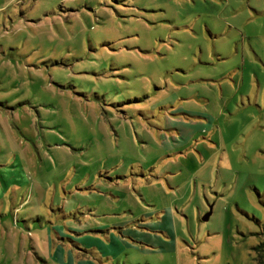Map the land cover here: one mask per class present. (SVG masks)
<instances>
[{"label":"rangeland","instance_id":"1","mask_svg":"<svg viewBox=\"0 0 264 264\" xmlns=\"http://www.w3.org/2000/svg\"><path fill=\"white\" fill-rule=\"evenodd\" d=\"M14 157L22 214L123 226L127 264H264V0H0Z\"/></svg>","mask_w":264,"mask_h":264},{"label":"crops","instance_id":"2","mask_svg":"<svg viewBox=\"0 0 264 264\" xmlns=\"http://www.w3.org/2000/svg\"><path fill=\"white\" fill-rule=\"evenodd\" d=\"M30 187L33 185L17 158L0 163V264H120L119 257H126L125 247L131 246L125 234L128 229L121 226L116 232L113 225L109 228L104 223H84L88 220V216L82 215L88 210L86 207L75 212L80 211L82 217L72 226L64 220L72 217L62 211L64 208H58L61 218L57 221H53L56 217H44L52 207L50 204L39 205L46 210L41 215L22 214L26 201H19L20 193L22 188ZM145 221L155 225L148 218ZM58 224L64 225V230Z\"/></svg>","mask_w":264,"mask_h":264},{"label":"trees","instance_id":"3","mask_svg":"<svg viewBox=\"0 0 264 264\" xmlns=\"http://www.w3.org/2000/svg\"><path fill=\"white\" fill-rule=\"evenodd\" d=\"M256 250L258 251L259 255H260V262L264 263V258L263 256H261V254H263V250H264V242L259 244L257 247H256Z\"/></svg>","mask_w":264,"mask_h":264},{"label":"water","instance_id":"4","mask_svg":"<svg viewBox=\"0 0 264 264\" xmlns=\"http://www.w3.org/2000/svg\"><path fill=\"white\" fill-rule=\"evenodd\" d=\"M208 218H209V213H207L204 217H203V220L205 221V220H208Z\"/></svg>","mask_w":264,"mask_h":264}]
</instances>
